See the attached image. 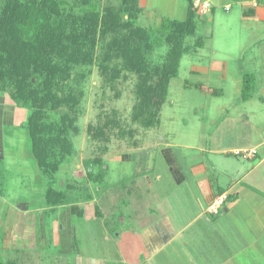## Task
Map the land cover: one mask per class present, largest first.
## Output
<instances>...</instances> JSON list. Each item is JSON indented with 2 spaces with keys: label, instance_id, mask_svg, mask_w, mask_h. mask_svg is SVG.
I'll list each match as a JSON object with an SVG mask.
<instances>
[{
  "label": "rangeland",
  "instance_id": "1",
  "mask_svg": "<svg viewBox=\"0 0 264 264\" xmlns=\"http://www.w3.org/2000/svg\"><path fill=\"white\" fill-rule=\"evenodd\" d=\"M4 1L0 0V3ZM182 1H173L174 5L167 12L170 0H150L149 5L155 8H151L150 13L182 18ZM76 2L67 0L56 12L48 11L50 42L43 50V60L26 64L25 72L30 78L27 82L34 86L25 82L27 87L24 91L29 94L31 88H35L41 96L49 91L50 96L54 94L61 100V106L71 105L70 119L75 121L73 129L67 131L66 126L65 135L71 144V153L66 151L65 157L57 159L56 170L50 174L55 183L53 186L58 184L66 188L64 185L74 179L72 185L81 199L89 196L95 202L104 190L108 191L109 206L117 207L118 204L120 208L113 209L111 214L114 219L122 220L118 225H112L110 220L108 232L115 235L124 230V235H127L131 232L126 231H136L138 221L146 225L157 216L148 209L154 208L158 213L164 195L176 187L171 174L173 165H177L187 177L193 166L189 162L193 158L202 159L211 167L217 160L212 150L226 145L248 146L261 141L264 136V105L259 93L264 88V48L259 46V51L257 45L251 48L248 47L251 45H242L244 31L232 30L230 33L226 28L217 35L213 33V27L210 40L205 37L207 44L203 45V37L198 33L205 36L211 25L207 23L198 28L195 20L193 24L198 33L179 41L169 40L167 33L155 25V20L150 19L148 29L145 25L147 19H138V0ZM79 4L82 7L80 12ZM92 4L95 5V13H87V18L83 9ZM172 8L175 11L171 14ZM110 9L117 11L118 19L105 17ZM208 12L201 14L196 9L195 17L202 19ZM114 21H118L122 28L118 30ZM136 28L145 34L135 33ZM136 41L140 45L118 44ZM250 49L260 55L259 72L256 78L252 75L253 82H250V98L256 92V85L260 89L257 97L244 102L241 91L245 67L237 62V57L245 52L248 55ZM222 60L227 63L222 70L224 73L216 75L214 67L220 71V65L215 66L213 61ZM10 67L12 64L6 66L9 70ZM14 74L19 75L17 72ZM145 74L162 77L164 84L160 85L161 89L154 88L148 92H154L150 98L153 104L143 109L144 106L138 103L136 81L138 75ZM31 104L20 99L11 100L7 92L0 91V148L6 166L2 171H13L17 178L24 175L23 182L27 185L23 190H15L16 185L11 189L14 178L10 176L11 179L2 180L0 177L2 182L6 180L9 183V189L4 188V191L12 190L0 206V219L3 221L0 225V245L3 244L0 259L9 255L14 258V249L19 245L1 244L3 232L7 229L4 222L10 220V216L4 217V213L13 214L15 197L35 196L44 184L33 162L27 131L15 125L22 121L25 124L33 111ZM137 110L141 113L139 118ZM56 117L59 119L57 114ZM108 121L107 125L111 126L101 129ZM89 126L100 128L104 136L90 134ZM253 153L248 151L246 154L252 157ZM118 159L124 161L117 162ZM216 166H219V161ZM136 171L144 174L136 179ZM71 173L73 176L70 178ZM123 186L130 189V194L122 192L119 198L117 189ZM182 188L174 191L172 200L194 192L191 188L187 190L185 185ZM188 198L192 199L191 196ZM139 209L141 213L137 216ZM106 228L100 221L81 223L78 230L82 250L85 247L84 252L88 253L91 247V254L106 256L108 264H121L116 243L105 242L102 240L104 236H100L104 234L102 229L107 231ZM93 248L96 251L93 252ZM33 262L36 264L35 260Z\"/></svg>",
  "mask_w": 264,
  "mask_h": 264
},
{
  "label": "crops",
  "instance_id": "2",
  "mask_svg": "<svg viewBox=\"0 0 264 264\" xmlns=\"http://www.w3.org/2000/svg\"><path fill=\"white\" fill-rule=\"evenodd\" d=\"M170 1L172 5L170 4L167 12L170 11L175 0ZM210 1L209 12L202 16V19L194 17L198 28L207 23L211 25L206 34L208 36L196 30L198 36L203 37V45L207 44L205 37L206 40L207 38L210 40L212 29L213 33L220 35L223 30L229 28L230 33L232 30L244 31L242 45H251L248 46L250 48L257 45L258 50L261 45L264 48L263 6L255 7L250 2L241 0ZM149 2L150 0H138L140 8L138 19H147L145 25L148 29L150 19L155 20V25L160 27L165 19L184 20L187 16L188 0L182 1L184 14L178 19L159 12L156 15L150 13L151 8H155L149 5ZM226 6L230 7L228 11L225 10ZM173 11L175 10L172 8L171 14L174 13ZM245 53L237 57V62H241L245 67L242 70L243 74L240 72V75L250 73L255 77L259 72L257 64L260 63V55L255 54L254 49H250L248 55ZM213 63L215 66L220 65V71H216L214 67V74L223 75L222 70H225L226 61H213ZM255 89L253 97H257L260 88L258 89L256 85ZM261 91L260 101L264 105V88H261ZM17 110L19 111L18 108ZM15 125L24 129L26 122L24 124L22 121ZM236 145H226L212 150L217 160L215 164H211V167H208L202 159H191L189 165L193 166L188 171L187 177L177 165H173L171 174L176 187L164 195L162 199L164 201L159 203L158 213L154 208L148 209L157 216L146 225L138 221L136 231H126L131 232L127 235H124V230L115 235L108 232L110 220L113 222L112 225H118L119 221H122L119 218L114 219L111 214L113 209L120 208L118 204L117 207L109 206L108 191L104 190L98 202H95L89 196L81 199L80 193L72 185L74 179L64 185L66 188L58 184L54 187L55 183L51 178L44 176L31 153L33 162L44 179V184L37 190L36 197H15L13 214L4 213V217L10 216V220H4L7 221L4 222V227L7 229L3 232L1 244L8 242L10 245L13 243L19 245L14 249V258L11 255L8 258L4 257L0 259V264H34V260L36 264H108L106 256L91 254V247L88 253L84 252L85 247L84 251L82 250L78 227L83 222L93 221H100L103 226L106 225L107 231L102 229L104 234L100 236H104L102 240L105 242L116 243L121 264H264V136L258 144ZM248 151H254L252 157L251 154H246ZM1 153L2 151L0 152L1 179L12 177L14 185L11 184V189L15 185V190L25 189L27 185L23 182L24 175L17 178L13 171L9 173L2 171L6 166ZM118 161L124 160L118 159ZM217 161H219L218 167ZM143 174L142 171L140 173L136 171V179ZM71 176L73 173L70 178ZM2 180H0V206L5 202V197L12 193V190L8 193L4 191L9 183ZM183 185L187 186V190L191 188L194 192L185 193L184 198L172 200L174 191L179 188L182 190ZM117 190L120 193L119 198L123 195L122 192L130 194V189L124 186L118 187ZM49 194L53 195L51 199ZM224 196L226 198L222 200L219 208L216 211L210 210L213 201ZM140 213V209L137 210V216ZM2 222L0 219V225ZM94 251L96 250L93 248Z\"/></svg>",
  "mask_w": 264,
  "mask_h": 264
},
{
  "label": "trees",
  "instance_id": "3",
  "mask_svg": "<svg viewBox=\"0 0 264 264\" xmlns=\"http://www.w3.org/2000/svg\"><path fill=\"white\" fill-rule=\"evenodd\" d=\"M65 1L67 0H5L3 4L0 3V91L7 92L11 100L20 99L26 104L32 103L33 111L27 116L25 128L30 141L31 153L46 178H51L50 174H53L56 170L57 159H61L66 154L71 153V144L65 137L66 126L67 131L69 128L73 129L75 120L70 119L71 105L61 106V100H58V97L54 94L50 96L49 91L44 96H41L38 89L36 90L35 88H31L29 94L25 93L24 90L27 85L34 86L27 82L30 78L27 77L25 67L30 61L39 62L44 59L43 50L50 42L48 37V11L53 10L56 12L57 8ZM81 1L77 0L76 3ZM124 1L129 2L131 0ZM110 10L111 12L106 13L107 16L105 17L107 19H118L119 14L117 11L115 9ZM80 11H82L81 6L79 7ZM83 11L84 16L87 13L94 15L95 5L92 4L88 9H83ZM195 12L193 0H188L186 18L184 20L165 19L162 21L160 28L167 33L169 40L176 39L179 41L190 34L192 36L196 33V28H194L193 24L196 16ZM85 17L88 18V16ZM114 24L118 30L122 28L118 21H114ZM134 32H139L137 34L141 36L145 34L137 28ZM137 42H120L118 44L140 45ZM147 44L151 45L148 41ZM11 64V69H7L6 66ZM15 72L19 73V75L14 74ZM163 80L162 77H154L153 75H138L136 95L138 103L140 102L141 106H144L143 109L145 106L149 107L151 103L153 104L150 98L154 92H148L154 88L161 89L160 85L164 84ZM25 82H27V85ZM242 82L241 100L245 102L249 100L251 95L249 91L250 82H253L252 74L245 73ZM69 96L71 97L70 94ZM72 106L74 107V105ZM65 108H67L66 111H64ZM139 110H137L136 114L138 118L141 116ZM108 123L109 121L101 126V129L109 128L111 125H107ZM101 129L88 127L89 133H93L97 137L104 136H102ZM50 192L52 193V191ZM52 196L49 194L50 199Z\"/></svg>",
  "mask_w": 264,
  "mask_h": 264
},
{
  "label": "built area",
  "instance_id": "4",
  "mask_svg": "<svg viewBox=\"0 0 264 264\" xmlns=\"http://www.w3.org/2000/svg\"><path fill=\"white\" fill-rule=\"evenodd\" d=\"M241 1H248L255 7L257 6L264 7V0H241ZM193 6L195 9L201 12V14L202 13L204 14L211 9V1L210 0H193ZM229 8H230L229 6H226L225 10L228 11ZM225 198L226 197L224 196V197H221V199L219 198L213 201V204L211 205L210 210L216 211L219 208V205L222 202V200Z\"/></svg>",
  "mask_w": 264,
  "mask_h": 264
}]
</instances>
